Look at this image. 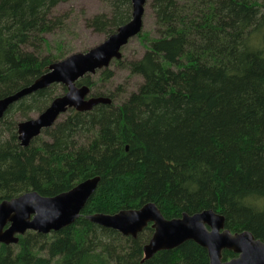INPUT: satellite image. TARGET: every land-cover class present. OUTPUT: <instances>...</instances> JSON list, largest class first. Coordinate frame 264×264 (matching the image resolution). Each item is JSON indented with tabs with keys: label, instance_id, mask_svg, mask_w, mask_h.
Wrapping results in <instances>:
<instances>
[{
	"label": "trees",
	"instance_id": "1",
	"mask_svg": "<svg viewBox=\"0 0 264 264\" xmlns=\"http://www.w3.org/2000/svg\"><path fill=\"white\" fill-rule=\"evenodd\" d=\"M67 1L0 0V99L68 56L62 38L70 13L53 14ZM100 2L108 12L86 25L106 39L130 20L131 3ZM147 2L155 37L138 35L145 48L138 60L114 61L141 77L135 92L120 103L113 93L95 94L111 103L68 111L41 133L47 140L40 135L25 148L17 121L42 113L65 88L37 91L0 121V202L29 191L53 197L99 177L74 223L0 244V264H209L191 241L142 261L150 225L132 239L87 219L147 203L167 220L212 210L231 233L264 242V0ZM78 84L93 86L89 77ZM233 257L222 253L223 261Z\"/></svg>",
	"mask_w": 264,
	"mask_h": 264
},
{
	"label": "water",
	"instance_id": "2",
	"mask_svg": "<svg viewBox=\"0 0 264 264\" xmlns=\"http://www.w3.org/2000/svg\"><path fill=\"white\" fill-rule=\"evenodd\" d=\"M130 3V20L100 44L52 63L30 86L0 99L1 121L10 107L37 91L53 85L65 88V92L55 97L42 113L17 123V139L22 148L28 147L44 130L51 129L68 111L86 113L98 105L111 103L108 97L92 96L87 85L78 83L85 76H93L108 69L112 62L120 61L122 49L141 33L147 0H130ZM98 183L99 177H92L53 197H42L29 191L1 201L0 244L16 245L18 238L27 232L48 235L71 225L80 216ZM87 219L132 239L150 225L153 233L143 246L142 261L191 241L206 250L209 264H264V242L247 231L231 233L225 228L224 217L212 210L167 220L153 203H147L138 209L122 210L113 215L93 214ZM224 251L235 257L223 261Z\"/></svg>",
	"mask_w": 264,
	"mask_h": 264
},
{
	"label": "rangeland",
	"instance_id": "3",
	"mask_svg": "<svg viewBox=\"0 0 264 264\" xmlns=\"http://www.w3.org/2000/svg\"><path fill=\"white\" fill-rule=\"evenodd\" d=\"M70 13V18L67 23L68 30L65 31L62 38L65 53L74 54L86 52L92 47L100 44L105 37L93 31L87 27L86 21L94 15L100 13H107V8L100 2V0H68L65 3H60L53 11V14ZM146 33L150 37H155L154 24L151 10L148 6V2L145 6L141 34ZM140 34V35H141ZM59 35V34H58ZM56 34L47 35L46 39L49 43H53L56 40ZM145 51L144 45L137 37L131 39L129 43L122 49L121 62H129L138 60L141 58ZM113 76L109 81H101L99 72L89 77L91 84V95L95 94H115L116 103L122 102L127 96L137 90L142 83V79L139 76L131 75L126 69L118 66L112 62L108 68ZM60 85H55L52 90L55 94H61ZM118 89V90H117ZM62 95V94H61ZM60 96V95H58ZM57 97V96H56ZM36 114H30L29 118H34ZM67 114L60 117L58 122L62 121ZM25 120H18L17 123ZM42 139L47 140L44 135L40 136Z\"/></svg>",
	"mask_w": 264,
	"mask_h": 264
}]
</instances>
